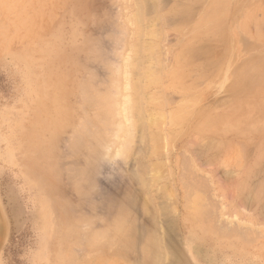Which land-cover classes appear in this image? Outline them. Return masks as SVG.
<instances>
[{
  "label": "rangeland",
  "instance_id": "obj_1",
  "mask_svg": "<svg viewBox=\"0 0 264 264\" xmlns=\"http://www.w3.org/2000/svg\"><path fill=\"white\" fill-rule=\"evenodd\" d=\"M195 1L0 0V264H264V115L196 119L264 91V0Z\"/></svg>",
  "mask_w": 264,
  "mask_h": 264
},
{
  "label": "bare ground",
  "instance_id": "obj_2",
  "mask_svg": "<svg viewBox=\"0 0 264 264\" xmlns=\"http://www.w3.org/2000/svg\"><path fill=\"white\" fill-rule=\"evenodd\" d=\"M198 0H196L195 2H196V4L198 3V2H200V1H198ZM204 1V0H203ZM207 1V0H206ZM213 1V0H212ZM224 1V0H223ZM232 1V0H231ZM42 2H44L45 3V0H42ZM194 2V3H195ZM214 2V1H213ZM219 1L218 0H216V4L218 3ZM16 3V2H15ZM51 3V2H50ZM193 3V4H194ZM205 3V2H204ZM215 3V2H214ZM213 3V4H214ZM221 3H226V1H224V2H221ZM19 4H20V2H19ZM203 4V3H202ZM212 4V3H211ZM215 4V5H216ZM14 5V4H13ZM42 5V4H41ZM218 5H220L219 3L216 5V6H218ZM231 5V4H230ZM44 6V5H43ZM214 6V5H213ZM212 6V7H213ZM51 7H52V5H51ZM176 7H178V6H176ZM211 7V8H212ZM18 8V7H17ZM45 8V7H44ZM49 9V8H48ZM177 9V8H176ZM186 9H187V7H186ZM7 10V9H6ZM9 10V9H8ZM208 10H209V8H208ZM26 11V10H25ZM183 11H184V8H183ZM183 11H180L179 13V15H181V14H184V13H181V12H183ZM186 11V10H185ZM194 11V10H193ZM7 12V11H6ZM138 12V11H137ZM8 13V12H7ZM48 13V12H47ZM178 13V12H177ZM231 13H232V11H231ZM136 14H138V13H136ZM135 14V15H136ZM176 13H174V15H175ZM192 13H190V15H191ZM205 15H207L206 13H204ZM212 14V13H211ZM216 14V13H215ZM249 14V13H248ZM23 15V14H22ZM177 15V14H176ZM188 15H189V12H188ZM223 16L225 15V14H222ZM25 16V15H24ZM29 16V15H28ZM159 16V15H158ZM30 17V16H29ZM138 17V16H137ZM154 17V16H153ZM197 17H198V15H197ZM209 17H210V15H209ZM208 17V15H207V18H209ZM212 17H214V16H212ZM25 18V17H24ZM31 18V17H30ZM30 18H25L24 20H25V23H24V25H26V26H28L29 28L32 26L31 25V20H30ZM40 18V17H39ZM202 18H203V16H202ZM211 18V17H210ZM138 19V18H137ZM206 19V18H205ZM152 20V19H151ZM155 20V19H154ZM183 20H186V18H184ZM208 20H211V19H208ZM208 20H207V22H208ZM243 20V19H242ZM41 21V20H40ZM140 21V20H139ZM205 21V20H204ZM203 21V22H204ZM223 21V20H222ZM182 22V21H181ZM180 22V23H181ZM195 22V21H194ZM211 22H213L212 20L210 21V24H211ZM221 22V21H220ZM244 22V21H243ZM199 23V22H198ZM197 23V24H198ZM200 24V23H199ZM198 24V25H199ZM209 24V23H208ZM176 25V24H175ZM179 25V24H178ZM205 25V24H204ZM219 22L217 23V21L212 25H210V26H212L211 28H212V30L211 31H213L214 29H217V28H219ZM221 25H224V24H221ZM220 25V26H221ZM243 25V24H242ZM149 26V25H148ZM207 26V25H206ZM152 27V26H151ZM150 27V28H151ZM202 27V26H201ZM200 27V28H201ZM243 27V26H242ZM179 28L180 29H183V28H181V26H179ZM199 28V29H200ZM209 28V27H208ZM207 28V29H208ZM26 29V28H25ZM151 29H153V28H151ZM177 29V28H176ZM179 29V30H180ZM185 29V28H184ZM203 29V28H202ZM210 29V28H209ZM208 29V30H209ZM243 29H244V27H243ZM208 30H206L207 32H208ZM218 30V29H217ZM152 31V30H151ZM184 31V30H183ZM193 31H194V29H193ZM210 31V30H209ZM210 31V32H211ZM222 31V30H221ZM224 31H226V30H224ZM206 32V33H207ZM216 32V31H215ZM214 32V33H215ZM219 32V31H218ZM217 32V33H218ZM197 33V32H196ZM211 33H213V32H211ZM224 33V32H223ZM228 33H229V30H228ZM152 34H154V33H152ZM198 34V33H197ZM17 35V34H16ZM21 35V34H20ZM155 35V34H154ZM7 36V35H6ZM196 36V35H195ZM194 36V37H195ZM211 36H212V34H211ZM220 36V35H219ZM223 36V35H222ZM194 37H191L192 39L194 38ZM197 37V36H196ZM209 37V36H208ZM217 37V36H216ZM229 37V36H228ZM190 38V39H191ZM229 39V38H228ZM228 42H229V40H228ZM230 43V42H229ZM231 45V44H230ZM145 49H152V47H145ZM30 52V51H29ZM31 53V52H30ZM194 53V52H193ZM186 54V53H185ZM184 54V55H185ZM193 58V57H192ZM256 58V57H255ZM187 59H189V56H188V58ZM184 61V60H183ZM192 61V60H191ZM211 61H213L212 63H214V60H210L209 62H211ZM185 62V61H184ZM183 62V63H184ZM208 62V63H209ZM227 62V61H226ZM225 62V63H226ZM137 63V62H136ZM228 63V62H227ZM251 63V62H250ZM215 64V63H214ZM216 64H218V62H216ZM215 64V65H216ZM229 64V63H228ZM61 65V64H60ZM184 65V64H183ZM188 65V64H187ZM191 65V64H190ZM210 65V64H209ZM212 65V64H211ZM250 65V64H249ZM68 66V65H67ZM73 67V66H72ZM204 68H205V66H203ZM224 67H225V65H224ZM188 68V67H187ZM190 68V67H189ZM201 68H202V66H201ZM203 68V69H204ZM218 68V65L216 66V69ZM264 68V67H263ZM262 68V69H263ZM151 69V68H150ZM225 69V68H224ZM260 69V68H259ZM182 70H183V67H181V65H177L175 68H174V74L176 75V78H173L174 79V81L176 82L174 85H176L177 83H178V81H179V75L182 73ZM185 70V69H184ZM188 70V69H187ZM209 70H211V67H210V69ZM215 70V69H214ZM203 71V70H202ZM212 71V70H211ZM220 71H222V68H221V70ZM219 71V72H220ZM224 71V70H223ZM240 71V70H239ZM183 72H185V71H183ZM216 72V71H215ZM258 72H260V71H258ZM221 73H223V72H221ZM237 73V72H236ZM235 72L234 73H232L231 74V76H232V78L234 79V83L231 85V87H238V85H240V80L239 81H236L237 79V76H238V74H236ZM213 74V73H212ZM215 74V73H214ZM227 74V73H226ZM173 76V75H172ZM184 76H185V74H184ZM213 76H215V75H212V77ZM241 76V75H240ZM243 76V75H242ZM241 76V77H242ZM249 76V75H248ZM251 76V75H250ZM183 77V76H182ZM182 77H180V78H182ZM208 77H209V75H208ZM217 77H219V76H217ZM146 79H147V81H152V80H154L155 79V75L150 71V72H148L147 71V74H146ZM217 79V78H216ZM216 79H214L212 82H214ZM182 80H184V78L183 79H181V81ZM180 81V82H181ZM182 83V82H181ZM253 83H255V82H253ZM113 84V83H112ZM179 84V83H178ZM86 86V85H85ZM114 86V85H113ZM92 87V86H91ZM185 87V86H184ZM222 87H223V85H222ZM53 88H55V87H53ZM57 88H59V86H57ZM178 88V87H177ZM183 90H181V91H183V92H186V93H189L190 92V88L188 87V88H182ZM192 89V88H191ZM196 90H198V89H196ZM195 90V91H196ZM262 90V89H261ZM110 90H107V94H108V92H109ZM256 90H248L247 91V93L245 94V95H241V96H239L240 98H236V99H234L233 100V104H231V109L232 110H234L233 112H229V113H226L225 115H218V116H213L212 118H210L209 116L206 118V119H201L200 117H197L196 119H197V127H199V128H203V126H205L203 129H204V131L206 130L207 131V129L210 131V129L209 128H206V127H211V126H213L214 125V123L215 122H217L218 123V121H220V120H222V123H224L225 124V126H223V128L225 127L226 128V125H227V127H228V129L229 130H231L232 132H235L236 133V136H239V135H249V136H251L252 135V128L250 127V128H247V130L246 131H244V130H241L242 129V127L244 126V124H249L250 126L251 125H253V121L254 120H250L253 116H261V115H264V91H259V89L257 90V92H255ZM101 92V91H100ZM192 92H193V90H192ZM106 93V92H105ZM111 94H112V92H110ZM109 93V94H110ZM185 93V94H186ZM103 95L102 96H105L104 95V93H102ZM108 94V95H109ZM110 94V95H111ZM115 94H117V93H115ZM51 95H52V92H51ZM58 95V94H57ZM90 95H93V94H91L90 93ZM89 95V96H90ZM100 95H101V93H100ZM59 96V95H58ZM94 96V95H93ZM95 96H97V94L95 95ZM114 96H116L117 97V95H114ZM138 96V95H137ZM188 96V95H187ZM253 96H255L256 98H258V99H256V98H254ZM91 97V96H90ZM99 97V96H98ZM106 97V96H105ZM112 97V96H111ZM111 97H107V101H106V103L103 101V103H105V105L104 106H106L105 107V109H106V111L105 112H109L110 114H112L114 111H115V107H116V102H114V100L111 98ZM186 97V96H185ZM202 97V96H201ZM201 97L200 96H198V95H193V96H189V100L185 103V105L180 109V112H182V113H184V115L187 117V118H190L189 117V115L187 114V112L188 111H192V114H193V116H195L196 117V115L198 114V110H199V107L201 108V106H200V104H201ZM94 98V97H93ZM90 99V98H89ZM92 99V98H91ZM96 98H94V99H92V101L91 102H93V100H95ZM99 99V98H98ZM97 99V100H98ZM100 99H102V98H100ZM103 99H104V97H103ZM106 99V98H105ZM160 97L158 98V97H154V98H152L151 96H150V99H149V101L150 102H159L160 101ZM97 100H95V101H97ZM139 100V99H138ZM52 101H53V99H52ZM51 101V102H52ZM100 101V100H99ZM98 101V102H99ZM140 101V100H139ZM139 101H137V102H139ZM204 101V100H203ZM102 102V101H101ZM60 103V102H59ZM100 103V102H99ZM137 104V103H136ZM93 105H96V104H93ZM98 105V104H97ZM138 105V104H137ZM53 106V105H52ZM57 106H59V105H57ZM62 106H63V104H62ZM117 106H118V104H117ZM139 106V105H138ZM54 107V106H53ZM61 107V106H60ZM79 107V106H78ZM82 107V106H81ZM99 107V106H98ZM137 107V106H136ZM56 108V107H55ZM62 108H64V106L62 107ZM125 108V107H124ZM53 109V108H52ZM60 109V108H59ZM103 109V108H102ZM263 109V110H262ZM41 110H42V113L43 112H45V111H43V109L41 108ZM223 110V109H222ZM261 110H262V114H261ZM56 111V110H55ZM117 111H118V108H117ZM139 111V110H138ZM63 112L65 113V111L63 110ZM63 112H61V114L60 115H63L62 113ZM101 112V111H100ZM118 112H120V109H119V111ZM47 113V112H46ZM103 113V112H102ZM122 113V112H121ZM221 113V112H220ZM68 113H66V115H67ZM109 114V115H110ZM120 114V113H119ZM122 114H124V113H122ZM42 115V114H41ZM45 115V114H44ZM59 115V116H60ZM64 116H65V114H64ZM112 116V115H111ZM113 116H115V115H113ZM39 117H40V114H39ZM53 117H58V116H53ZM112 118V117H111ZM162 118V116H154L153 114L152 115H150L149 117H147V120H148V122H150V123H152L153 125H155V126H159V119H161ZM104 120H105V118H103ZM109 119H110V117H109ZM172 119V118H171ZM190 119H193V117H191ZM259 119H260V117H259ZM108 120V119H107ZM143 120V119H142ZM173 120V119H172ZM177 120H179V118H177ZM256 120V119H255ZM37 121H39V120H37ZM49 121V120H48ZM258 121V120H257ZM256 121V122H257ZM51 122H53L52 123V125L54 124V121H50V123ZM105 122H106V120H105ZM255 122V123H256ZM40 123V122H39ZM50 123H48V124H50ZM62 123V122H61ZM46 124H47V122H46ZM91 124V123H90ZM51 125V124H50ZM56 125H57V122H56V124H54L53 126H55V130L56 129H59V126L58 125H60L59 123H58V128H56ZM64 125V124H63ZM107 125V124H106ZM257 125V124H256ZM258 125H259V123H258ZM46 126V125H45ZM44 126V127H45ZM48 126V125H47ZM53 126H51L52 128H53ZM65 126V125H64ZM93 126H95V125H93ZM254 126V125H253ZM43 127V128H44ZM49 127V126H48ZM220 127H222L221 125H220ZM256 127V126H255ZM42 128V129H43ZM46 128V127H45ZM201 128V129H202ZM206 128V129H205ZM216 128V127H215ZM40 129V128H39ZM99 129V128H98ZM41 130V129H40ZM227 130V129H226ZM212 131H217L216 129L214 130H212ZM46 132V131H45ZM218 132V131H217ZM93 133V132H92ZM202 133H203V131H202ZM231 133V132H230ZM88 134V133H87ZM91 134V133H90ZM98 134V133H97ZM224 134V133H223ZM233 134V133H232ZM106 135V134H105ZM196 135H198V134H196ZM225 135V134H224ZM90 137V136H89ZM239 137H241V136H239ZM263 141H264V139H263ZM233 142V141H232ZM261 143V142H260ZM263 143V142H262ZM222 144V143H221ZM223 145V144H222ZM225 145H228V144H226L225 143ZM262 145V144H261ZM263 146H264V144H263ZM207 148V147H206ZM224 148H225V146H224ZM236 147H234V149H235ZM264 148V147H263ZM214 149V148H213ZM215 150V149H214ZM228 150V148L226 149V152H228L227 151ZM237 150V149H236ZM93 151V150H92ZM218 151H220V150H218ZM230 151L231 150H229V153H230ZM262 151V150H261ZM263 151H264V149H263ZM228 153V154H229ZM225 154V153H224ZM232 154H233V156L235 157L236 155H237V153H236V151H234L233 150V152H232ZM260 155H261V153H259ZM264 154V153H263ZM214 155V154H213ZM240 155V154H239ZM227 157V156H226ZM225 157V158H226ZM259 157V156H258ZM223 158V157H222ZM261 158H262V155H261ZM260 158V159H261ZM221 159V158H220ZM243 159V158H242ZM259 159V160H260ZM258 160V161H259ZM263 160H264V157H263ZM222 161H224V160H222ZM257 161V160H256ZM242 162H243V160H242ZM242 162H241V166L243 165V164H245V163H243L242 164ZM259 162H261V161H259ZM248 163V162H247ZM246 165V164H245ZM254 165V164H253ZM239 166V165H238ZM255 166H256V164H255ZM242 168V167H241ZM244 169V168H243ZM244 170H246V169H244ZM246 172V171H245ZM249 173V172H248ZM241 174L242 173H240V176H241ZM233 177V176H232ZM239 177V176H238ZM244 178V177H243ZM246 178V177H245ZM230 179V178H229ZM227 181H228V179H227ZM234 181V180H233ZM232 182V181H231ZM230 182V183H231ZM245 182V181H244ZM243 183V182H242ZM231 184H233V183H231ZM230 184V185H231ZM244 186H246V185H244ZM250 186V185H249ZM231 187V186H230ZM263 188V187H262ZM237 189V188H236ZM235 188H234V191L236 190ZM190 190H192V189H190ZM232 190H233V188H232ZM258 190V189H257ZM263 190V189H262ZM262 190H260V191H262ZM229 191V190H228ZM230 191H231V189H230ZM229 191V192H230ZM191 192H193V191H191ZM228 192V193H229ZM232 192V191H231ZM259 192V191H258ZM195 193V192H194ZM242 193H243V191H242ZM252 194H254V193H252ZM258 194V193H257ZM255 195H256V193H255ZM195 196V195H194ZM255 197V196H254ZM189 198V197H188ZM197 198H200L199 196L197 197ZM262 198V197H261ZM194 199H196V198H194ZM201 200V199H200ZM255 200V199H254ZM203 201V200H202ZM198 201H196V203H197ZM199 203V202H198ZM198 203H197V205H198ZM200 204V203H199ZM203 204V203H202ZM199 206H201V205H199ZM191 211H193V209L191 210ZM195 212V211H194ZM194 214H196V212L194 213ZM198 217H199V215H198ZM201 220V219H200ZM154 229L152 228V232H153V234L155 233L154 231H153ZM156 234V233H155ZM151 235V234H150ZM152 236H154V235H152ZM154 239H156L157 240V238H156V236H154L153 237ZM151 240V239H150ZM153 242V241H152ZM159 242V241H158ZM161 242V241H160ZM154 243H157V242H154ZM154 246H155V244H154ZM157 247V246H156ZM156 247H155V249H156ZM159 247V246H158ZM157 247V249H158V251L157 252H159V250H162V249H159ZM161 248H163V247H161ZM163 249H165V248H163ZM165 251V250H164ZM160 252H162V251H160ZM162 254V253H161ZM164 254H166V252L164 253ZM158 255H160V253L158 254L157 253V255H156V257L158 256ZM161 256V255H160ZM166 256V255H165ZM160 259H161V257H159ZM168 258H169V256H168ZM158 259V258H157ZM157 261V260H156ZM155 262V261H154ZM158 262V261H157Z\"/></svg>",
  "mask_w": 264,
  "mask_h": 264
}]
</instances>
